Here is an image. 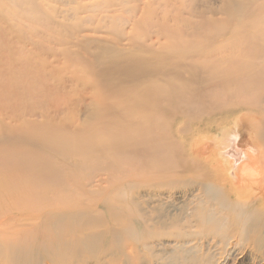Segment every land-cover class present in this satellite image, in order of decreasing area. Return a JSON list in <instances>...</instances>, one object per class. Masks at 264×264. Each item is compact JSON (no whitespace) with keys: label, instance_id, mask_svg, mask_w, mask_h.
<instances>
[{"label":"bare ground","instance_id":"obj_1","mask_svg":"<svg viewBox=\"0 0 264 264\" xmlns=\"http://www.w3.org/2000/svg\"><path fill=\"white\" fill-rule=\"evenodd\" d=\"M216 2L0 0L4 261L85 246L104 222L93 199L125 227L157 177L165 215L210 192L227 233L210 261L264 264V171L235 149L244 133L264 149V0Z\"/></svg>","mask_w":264,"mask_h":264},{"label":"rangeland","instance_id":"obj_2","mask_svg":"<svg viewBox=\"0 0 264 264\" xmlns=\"http://www.w3.org/2000/svg\"><path fill=\"white\" fill-rule=\"evenodd\" d=\"M216 1L214 0L215 5L219 6ZM242 136L239 149L238 147L235 149L243 157L239 159L232 153L231 159H239L238 163H247L248 169L244 170L247 172H256L254 164L253 168H250V162L256 159L261 162L264 171V149L261 153L252 154L250 152L253 148L251 137L245 133ZM222 143L225 145L226 140L224 139ZM217 153L218 150L214 151L211 157L215 160L219 159L220 165L225 164L222 156ZM224 169L226 172L229 170L228 167H224ZM97 175L95 174L93 177ZM145 179L157 181L137 189L128 199V206L124 211L127 218L131 220L128 225L123 227L114 220L115 218L111 216L114 213V208L106 202L107 197L86 201L87 207L94 204L95 209L103 215L104 222H106H102L103 224L100 225L95 237H90L85 246L81 248L74 246L66 253L58 251L54 253L52 249L44 246L32 251L34 250L33 246L28 254V259L21 261L22 264H53L54 254L60 256L57 264H210V262L214 264L217 259L210 261V257L213 256L212 252L217 251L215 248L222 245L227 233L222 232L219 228H210V204L204 205L203 203L207 197L210 198V192L209 196L201 195L202 203H199L193 196L188 197L187 199L190 201L185 202L187 205L182 206L181 203L177 207V211L171 215L168 214V216L159 208L163 205L160 203L167 199L166 196L171 191L170 188H164L157 177H147L141 181ZM150 201L154 203L152 204ZM152 206L154 208L151 210ZM180 207L185 209L182 210ZM210 242L215 245L210 246ZM223 255L227 256L226 253ZM13 259L14 262L19 258ZM223 260L224 258L219 256L217 263L222 264ZM0 264L11 263H7L0 257Z\"/></svg>","mask_w":264,"mask_h":264}]
</instances>
